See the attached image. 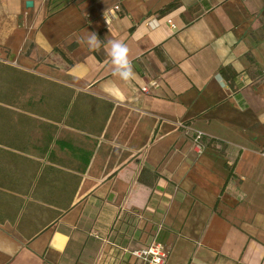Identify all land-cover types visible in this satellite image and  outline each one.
I'll list each match as a JSON object with an SVG mask.
<instances>
[{
  "label": "crops",
  "instance_id": "crops-1",
  "mask_svg": "<svg viewBox=\"0 0 264 264\" xmlns=\"http://www.w3.org/2000/svg\"><path fill=\"white\" fill-rule=\"evenodd\" d=\"M159 225L166 264H264V0H0V264H136Z\"/></svg>",
  "mask_w": 264,
  "mask_h": 264
},
{
  "label": "clouds",
  "instance_id": "clouds-1",
  "mask_svg": "<svg viewBox=\"0 0 264 264\" xmlns=\"http://www.w3.org/2000/svg\"><path fill=\"white\" fill-rule=\"evenodd\" d=\"M81 43H86L90 50H99L103 46V42L99 38L96 32H91L81 39ZM107 45L110 46L108 54L111 56L113 64V75L117 76L124 82H131L136 79V72L134 70L133 60L130 57L129 47L118 39H112L107 41ZM218 83H221L223 87L222 77H217Z\"/></svg>",
  "mask_w": 264,
  "mask_h": 264
},
{
  "label": "built area",
  "instance_id": "built-area-1",
  "mask_svg": "<svg viewBox=\"0 0 264 264\" xmlns=\"http://www.w3.org/2000/svg\"><path fill=\"white\" fill-rule=\"evenodd\" d=\"M218 76L221 77L219 74ZM152 82L154 83L155 80H152ZM141 89L146 90V85H141ZM192 137L194 141L198 142L202 137L201 131L197 130ZM160 227V225L157 226L152 232L149 241L141 246L128 247L126 245H115L117 251H119L118 256L121 253L128 252L133 256L136 264H166L168 248L158 239ZM114 257H117V255L114 254Z\"/></svg>",
  "mask_w": 264,
  "mask_h": 264
},
{
  "label": "trees",
  "instance_id": "trees-1",
  "mask_svg": "<svg viewBox=\"0 0 264 264\" xmlns=\"http://www.w3.org/2000/svg\"><path fill=\"white\" fill-rule=\"evenodd\" d=\"M175 1L173 2H169L168 4H166L164 7H162V10L164 9H169L170 7H172V5H174ZM8 70H9V73H11L12 76H15V77H20L22 75H27L26 72L22 71V69H18L16 67H12V66H7ZM230 67L229 66H221L220 68V74L226 78H229L231 80V77L234 76L236 74V72L233 70V69H229ZM229 71V73L227 72ZM35 74H30V76L34 77ZM15 86V89L16 90H20L23 88V84L22 83H15L14 84ZM26 86V85H25Z\"/></svg>",
  "mask_w": 264,
  "mask_h": 264
}]
</instances>
